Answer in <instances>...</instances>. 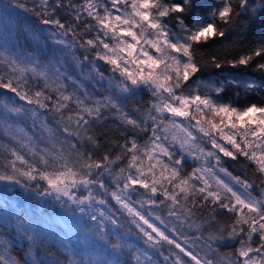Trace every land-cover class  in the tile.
I'll return each mask as SVG.
<instances>
[{
    "label": "snow or ice",
    "instance_id": "6c2138e0",
    "mask_svg": "<svg viewBox=\"0 0 264 264\" xmlns=\"http://www.w3.org/2000/svg\"><path fill=\"white\" fill-rule=\"evenodd\" d=\"M12 8L31 11L49 26L51 42L67 49L82 73L87 68L90 81H107L109 87L97 97L59 62L41 66L0 52L9 72L6 81L0 75V89L32 106L0 100L5 135L21 146H0V182L52 198L91 221L90 234L106 246L109 259L89 264H121L111 257L126 248L134 264H264V100H250L264 93V78L258 84L233 75L219 81L202 77L207 65H254L264 74V62H257L264 60V31L252 27L259 19L264 28V0H239L236 8L232 0H38L31 9L23 0L0 2V12ZM59 11L71 19L62 22ZM231 35L237 37L235 54L201 52ZM76 49L83 55L75 56ZM228 88L237 89L235 99H224ZM142 92L150 100L134 117L121 100ZM109 117L123 142L115 144L119 151L98 157L96 128ZM10 118L32 119L47 139L16 136ZM230 164L244 168L245 175L234 174ZM199 209L210 212L205 216ZM125 225L142 248L122 237ZM19 230L34 240L23 222ZM224 241L237 246L218 258ZM0 264L20 261L0 255Z\"/></svg>",
    "mask_w": 264,
    "mask_h": 264
},
{
    "label": "trees",
    "instance_id": "16d2710c",
    "mask_svg": "<svg viewBox=\"0 0 264 264\" xmlns=\"http://www.w3.org/2000/svg\"><path fill=\"white\" fill-rule=\"evenodd\" d=\"M23 2L31 9L38 0H23ZM71 2L76 4L80 3V0H71ZM213 2L220 3V0H213ZM254 2L259 3V0H254ZM232 3L234 8H236L239 0H232ZM58 17L62 22L71 19L65 15L64 11H59ZM241 23L247 26L249 21L245 19ZM252 27L255 33L264 31L259 19L256 20L255 25ZM48 32L49 26L40 24L39 18L31 11L26 13L21 9L12 8L7 13L0 12V52L14 53L18 57L31 58L36 60L41 66H56L59 62L61 70L70 73L74 78H79L90 93L97 97L103 96L105 90L109 87L107 81L103 82V85L90 81L87 78V68L82 73L81 69L76 66L74 56L67 49L61 51V46L53 44L48 38ZM250 38L255 40L258 36L253 35ZM236 39L235 35H231L227 41L212 44L203 48L201 52L205 56H210L218 50L221 53L228 50L235 54L238 51L237 45L233 43ZM82 55L81 50H75V56ZM2 60L3 57H0V61ZM257 62H264V60H258ZM99 63L107 73V66L103 65L102 62ZM0 75L5 77V81L9 75L6 65L3 63H0ZM228 75L256 80L258 84L264 78V74L254 71V65L249 68L235 69L225 66L222 70H216L211 65H207L202 73L203 79L215 81L222 80ZM236 91L237 89L235 88H228L224 99H235ZM239 91L241 92V99L238 103L242 105L244 102L243 89ZM6 97L12 102L24 105L25 108L32 107L24 104L23 101H19L13 93L0 89V100H4ZM149 100V94L142 92L135 97H129L126 100L122 99L121 103L127 108L129 114L134 117H140L145 111ZM250 100L262 101L264 100V93H253ZM138 108L139 111H137ZM41 118H46L51 126L55 128L50 115L43 113ZM8 123L12 125L10 131L24 140H28L29 137L40 138L41 140L47 139V134L45 133L44 136H41L38 124L34 125L30 118H10ZM105 132H107V136L104 135ZM96 135L100 140V147L95 150L98 157L103 156L105 152H109L112 148L115 151H119L118 148H115V144L123 142V137L113 119L109 117V119L101 123L96 128ZM60 138L62 139L63 137ZM140 139L143 142V134H141ZM110 141H115L111 148ZM2 145L21 148L10 136L5 135V124L0 121V146ZM88 147L91 150V146L89 145ZM115 151L112 152L113 155ZM0 153H3L2 147H0ZM3 164L4 160L0 159V170H3ZM191 164L189 163V165ZM229 168L234 174L245 175L246 170L239 165L233 166L230 164ZM186 170L190 171V167L186 166ZM246 174L248 178L254 179L251 171H247ZM105 179L107 180L108 178L106 177ZM198 211L205 216L210 212L209 209H199ZM220 219L227 221L228 217L223 216ZM19 222H23L30 232L35 233L34 240L29 241L19 230ZM91 228L92 222L83 219L78 211L61 207L59 203L51 198L41 199L32 192H25L18 185L0 182V255L10 258L15 257L20 261V264H33L34 261L36 264H39L40 261H43L44 264H48L49 261H54L55 264H69L70 259L78 261L79 264H89V262H94L98 259H109L105 252L106 246L97 240L94 235L90 234ZM120 232L122 237L127 239V243L133 245L134 248L143 247L142 243L136 241L135 237L127 234V225ZM111 242H116L115 237L111 239ZM236 246L233 241L220 242L217 257H223L233 252ZM117 258L121 264H134V260L127 248L119 257L115 255L111 257L112 260ZM154 259L158 258L154 257Z\"/></svg>",
    "mask_w": 264,
    "mask_h": 264
},
{
    "label": "rangeland",
    "instance_id": "374dc122",
    "mask_svg": "<svg viewBox=\"0 0 264 264\" xmlns=\"http://www.w3.org/2000/svg\"><path fill=\"white\" fill-rule=\"evenodd\" d=\"M189 163H192V161L189 160V161H188V164H189ZM186 171H188V170H186ZM140 191H141V190H140ZM51 199H52V198H51Z\"/></svg>",
    "mask_w": 264,
    "mask_h": 264
}]
</instances>
